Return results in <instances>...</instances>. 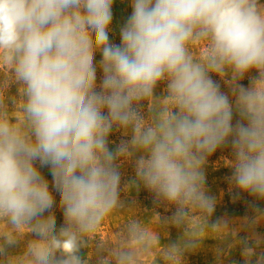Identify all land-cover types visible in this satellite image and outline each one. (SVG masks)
Returning a JSON list of instances; mask_svg holds the SVG:
<instances>
[{"label":"clouds","instance_id":"1","mask_svg":"<svg viewBox=\"0 0 264 264\" xmlns=\"http://www.w3.org/2000/svg\"><path fill=\"white\" fill-rule=\"evenodd\" d=\"M113 2L0 0V56L11 69L0 84V264H89L81 250L92 246L111 212L125 208L116 161L137 153V186L175 205L171 223L183 228L179 243L164 245L161 264H182L200 231L226 229L209 224L215 200L204 187L202 165L217 148L231 143V182L264 200V4L131 0L115 44ZM193 45L204 46L198 59ZM253 70L245 87L240 81ZM210 73L227 78L234 99ZM9 81L18 86V99L5 96ZM161 81L167 95L157 98ZM142 101L149 102L148 119ZM114 129L130 130L131 139L112 151ZM37 163L50 169L60 196L65 225L59 230ZM26 235L18 253L9 251ZM157 242V230L129 221L114 242L97 244V264H145ZM243 255L252 264L255 249L246 244ZM256 264H264V254Z\"/></svg>","mask_w":264,"mask_h":264},{"label":"rangeland","instance_id":"2","mask_svg":"<svg viewBox=\"0 0 264 264\" xmlns=\"http://www.w3.org/2000/svg\"><path fill=\"white\" fill-rule=\"evenodd\" d=\"M264 4V0H260ZM133 11L131 0H114L112 5L113 19L111 22V31L109 38L112 43L120 44V29L123 27ZM194 58H200L204 51L203 45H193L191 47ZM102 59L100 52L95 54V63L97 66V85L102 81L103 72L99 66ZM10 66L3 56H0V84L10 76ZM211 78L220 85L221 92L227 94L230 99L232 93L230 85L226 79L215 73L209 74ZM253 70L248 76L240 81L245 87L250 84V77L255 76ZM5 96H14L19 98V88L14 82L9 81L4 88ZM157 98H163L167 95V82L161 81L154 90ZM166 102V101H165ZM140 111L145 119H148L152 112L148 101H142ZM19 113L10 112V116L17 117ZM239 119L234 112L233 124ZM131 139V131L125 135L123 130L114 129L109 135L108 147L115 151L122 142ZM140 154L130 158H119L116 163L119 165L118 171L121 175L120 182V200L124 204V209L114 210L104 220L96 240L91 247L81 250V255L89 260V264H97L95 248L102 242H114L119 235L121 227L132 220H139L142 227L148 231L157 230L160 234V243L156 247L151 257L146 258L145 264H161L163 261L164 245H171L180 242L183 236V228H178L171 223L176 212L175 205H169L167 202L158 200L155 193L148 190L142 184L138 185L136 176V158ZM235 157L231 143H227L217 148L213 153L206 157L202 165L204 173V187L206 194L215 200V208L209 217V224L221 223L226 225V229H205L199 232L200 242L197 247L186 250L182 256V264H245L243 255L244 248L255 249L256 255L251 258L252 264H256L258 256L264 254V200L258 199L249 193L241 192L231 182L234 172L232 162ZM41 174L49 182L50 191L54 197V206L51 213L55 217L56 227L59 230L65 225L63 210L60 207L59 193L53 187V177L48 167H41L37 163ZM48 213H45L47 215ZM199 223V215L192 217V226ZM20 246L11 248L9 251L18 253L27 239ZM256 238L260 239L259 246L256 245ZM91 253L93 255L91 256ZM89 255L91 257H89ZM107 257L108 253L103 252Z\"/></svg>","mask_w":264,"mask_h":264}]
</instances>
